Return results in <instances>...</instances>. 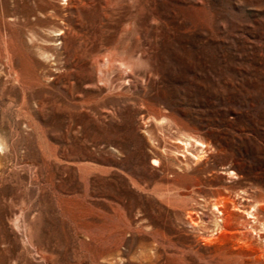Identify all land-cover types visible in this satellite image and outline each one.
Returning a JSON list of instances; mask_svg holds the SVG:
<instances>
[{
  "label": "rangeland",
  "instance_id": "374dc122",
  "mask_svg": "<svg viewBox=\"0 0 264 264\" xmlns=\"http://www.w3.org/2000/svg\"><path fill=\"white\" fill-rule=\"evenodd\" d=\"M0 264H264V0H0Z\"/></svg>",
  "mask_w": 264,
  "mask_h": 264
},
{
  "label": "bare ground",
  "instance_id": "6f19581e",
  "mask_svg": "<svg viewBox=\"0 0 264 264\" xmlns=\"http://www.w3.org/2000/svg\"><path fill=\"white\" fill-rule=\"evenodd\" d=\"M104 61H106V60H103V62H104ZM110 61H111V60H109V62H110ZM132 61L134 62V60H132ZM103 62H102V64H103ZM107 62H108V61H107ZM107 62H106V63H107ZM99 63H100V62H99ZM104 63H105V62H104ZM110 63H111V62H110ZM126 63H127V62H126ZM112 64H113V63H112ZM116 64H117V63H116ZM132 64H133V63H132ZM104 65H105V64H104ZM130 65H131V64H130ZM130 65H129V66H130ZM133 67H134V66H133ZM99 68H100V67H99ZM101 68H102V67H101ZM107 68H108V67H107ZM100 70H101V69H100ZM105 72H106V70H105ZM103 73H104V72H103ZM103 73L101 72V74H103ZM103 75H104V74H103ZM102 83H103V82H102ZM109 91H110V90H109Z\"/></svg>",
  "mask_w": 264,
  "mask_h": 264
},
{
  "label": "built area",
  "instance_id": "2783aa9c",
  "mask_svg": "<svg viewBox=\"0 0 264 264\" xmlns=\"http://www.w3.org/2000/svg\"><path fill=\"white\" fill-rule=\"evenodd\" d=\"M218 225H219V224H217V225H215V226L213 227V231H216V230L218 229V228H217Z\"/></svg>",
  "mask_w": 264,
  "mask_h": 264
}]
</instances>
